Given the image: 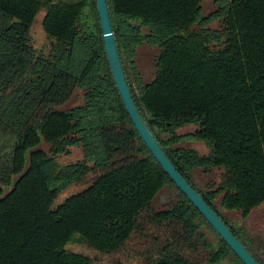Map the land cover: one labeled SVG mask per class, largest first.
<instances>
[{"label":"trees","instance_id":"1","mask_svg":"<svg viewBox=\"0 0 264 264\" xmlns=\"http://www.w3.org/2000/svg\"><path fill=\"white\" fill-rule=\"evenodd\" d=\"M107 0L136 107L178 172L264 264L223 212L264 206V0ZM43 14L48 51L32 28ZM218 24V28L213 26ZM154 47L155 78L136 63ZM80 92L81 105L66 106ZM194 126L191 134L178 130ZM204 142L201 156L187 143ZM44 146H48L46 150ZM79 148L83 161L56 159ZM197 170H223L203 191ZM85 190L54 208L70 183ZM79 237L139 264H243L138 134L105 53L96 0H0V264H92Z\"/></svg>","mask_w":264,"mask_h":264},{"label":"rangeland","instance_id":"2","mask_svg":"<svg viewBox=\"0 0 264 264\" xmlns=\"http://www.w3.org/2000/svg\"><path fill=\"white\" fill-rule=\"evenodd\" d=\"M214 0H205L203 7L205 14L214 10ZM43 14H39L32 28V38L34 46L39 51H48L50 40L44 33L42 28ZM218 28V24L213 26ZM158 55V50L154 47L148 45H143L137 51L136 63L138 70L145 83L151 82L155 78L156 70L154 67V59ZM83 103V98L80 92H76L73 99L66 106L67 109L81 105ZM196 130L194 126H186L178 130L179 135L191 134ZM185 147L196 150L201 156H206L211 153V148L204 142L198 143H187L184 144ZM47 150L48 146H44ZM84 156L79 148L72 149L69 156H62L56 159V164L64 169L66 167L76 165L77 163L83 161ZM225 172L223 170H213L211 172H204L203 170H197L193 177V183L200 190L206 189L208 186L216 187L224 180ZM87 184L85 182L77 184L70 183L58 195L56 201L54 202V208L63 204L70 197L81 193L85 190ZM223 216L228 220V222L237 228H243L249 238L261 245L264 248V206H261L254 210L250 217L246 220L242 219L240 213L235 212H223ZM66 250L71 253L80 254L88 257L92 264H139L137 260H131L126 254H116V255H102L91 248H89L79 237H74L66 246ZM222 264H229L228 262Z\"/></svg>","mask_w":264,"mask_h":264},{"label":"water","instance_id":"3","mask_svg":"<svg viewBox=\"0 0 264 264\" xmlns=\"http://www.w3.org/2000/svg\"><path fill=\"white\" fill-rule=\"evenodd\" d=\"M105 53L120 97L141 139L176 187L188 198L243 264H260L219 215L178 172L140 115L129 88L114 35L107 0H96Z\"/></svg>","mask_w":264,"mask_h":264}]
</instances>
